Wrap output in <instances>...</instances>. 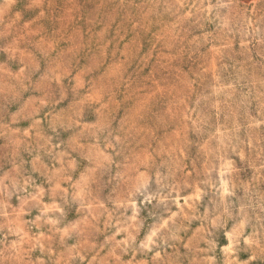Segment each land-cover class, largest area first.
<instances>
[{"label":"rangeland","instance_id":"rangeland-1","mask_svg":"<svg viewBox=\"0 0 264 264\" xmlns=\"http://www.w3.org/2000/svg\"><path fill=\"white\" fill-rule=\"evenodd\" d=\"M0 264H264V0H0Z\"/></svg>","mask_w":264,"mask_h":264},{"label":"clouds","instance_id":"clouds-1","mask_svg":"<svg viewBox=\"0 0 264 264\" xmlns=\"http://www.w3.org/2000/svg\"><path fill=\"white\" fill-rule=\"evenodd\" d=\"M103 95L106 99H109V100L112 99V96H110L107 91H105L103 93ZM98 131L102 132L105 130L100 129ZM142 132H144V129H142V128L137 129L133 124H129L126 128L123 129L122 132H120L118 134L113 135L112 132H109L108 137H111V139L108 140L107 147H113V145L120 146V145L124 144L126 141H130L131 137L139 136L140 133H142ZM108 137H106L105 139L107 140ZM108 163L111 164L112 161L109 160ZM133 170H135V171L139 170V165L136 162L133 163ZM117 177H119L122 180L124 178V174L117 172ZM84 195L85 196L91 195L90 191L87 188L84 189Z\"/></svg>","mask_w":264,"mask_h":264}]
</instances>
